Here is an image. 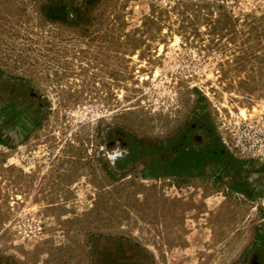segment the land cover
I'll use <instances>...</instances> for the list:
<instances>
[{"label": "rangeland", "instance_id": "rangeland-1", "mask_svg": "<svg viewBox=\"0 0 264 264\" xmlns=\"http://www.w3.org/2000/svg\"><path fill=\"white\" fill-rule=\"evenodd\" d=\"M0 138V264L264 263V0H0Z\"/></svg>", "mask_w": 264, "mask_h": 264}, {"label": "crops", "instance_id": "crops-1", "mask_svg": "<svg viewBox=\"0 0 264 264\" xmlns=\"http://www.w3.org/2000/svg\"><path fill=\"white\" fill-rule=\"evenodd\" d=\"M179 162L178 155L176 154L173 157H170L167 164H169V166H178ZM139 248V246L134 248L137 250L134 252L126 250L124 246L113 245L105 249L102 247L100 252L102 257L98 261V264H145V252Z\"/></svg>", "mask_w": 264, "mask_h": 264}, {"label": "flooded vegetation", "instance_id": "flooded-vegetation-1", "mask_svg": "<svg viewBox=\"0 0 264 264\" xmlns=\"http://www.w3.org/2000/svg\"><path fill=\"white\" fill-rule=\"evenodd\" d=\"M248 264H264L261 262L260 257L257 256V254H253Z\"/></svg>", "mask_w": 264, "mask_h": 264}, {"label": "clouds", "instance_id": "clouds-1", "mask_svg": "<svg viewBox=\"0 0 264 264\" xmlns=\"http://www.w3.org/2000/svg\"><path fill=\"white\" fill-rule=\"evenodd\" d=\"M117 155H123V153H117ZM111 159H114V157H113V158H111Z\"/></svg>", "mask_w": 264, "mask_h": 264}, {"label": "trees", "instance_id": "trees-1", "mask_svg": "<svg viewBox=\"0 0 264 264\" xmlns=\"http://www.w3.org/2000/svg\"><path fill=\"white\" fill-rule=\"evenodd\" d=\"M0 141H1V138H0Z\"/></svg>", "mask_w": 264, "mask_h": 264}]
</instances>
